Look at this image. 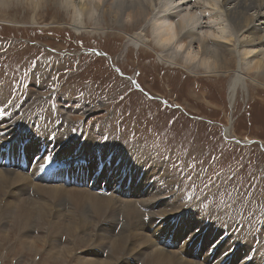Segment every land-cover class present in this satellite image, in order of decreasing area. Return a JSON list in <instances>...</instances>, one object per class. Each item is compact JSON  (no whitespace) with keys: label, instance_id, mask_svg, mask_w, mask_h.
I'll use <instances>...</instances> for the list:
<instances>
[{"label":"rangeland","instance_id":"obj_1","mask_svg":"<svg viewBox=\"0 0 264 264\" xmlns=\"http://www.w3.org/2000/svg\"><path fill=\"white\" fill-rule=\"evenodd\" d=\"M22 1L16 0L9 10L0 12V100L6 108L12 106V116L32 125L39 118V130L50 131V149H56L52 144L65 150L69 142L77 143L80 148L68 153L66 162L76 163L83 145L89 151L96 146L138 149L150 157L152 167H162L173 181V193L157 191L165 198L162 202L175 201L183 211H195L196 220L211 219L214 227L208 231L205 223L200 229L207 228L212 241L219 243L215 228L225 227L223 238L244 234V251L248 242L249 249L264 255V87L248 80L245 90L249 93L241 91L231 103L232 72L216 77L169 67L159 61V50L151 43L139 50L128 46L119 28L103 36L78 34L71 28L69 12L53 0L44 2L38 11ZM91 24L86 19V26ZM143 27L151 37V28ZM125 29L136 32L130 26ZM34 185V201H45L40 191L33 190ZM155 196L152 192L144 197ZM118 198L115 207L123 209L126 200ZM213 206L209 215L207 209ZM67 212L64 217L68 220ZM167 216L178 233L191 234L186 223L173 219V214ZM13 219L0 216V264L107 261L113 245L109 240L122 232L115 229L113 237L98 238L92 222L87 230L91 241L84 242L82 232L75 239L67 232L53 236L39 223L28 232L21 231ZM130 221L131 216L126 222ZM66 247L73 249L64 254ZM179 247L171 251H180ZM242 257L239 260L246 261ZM201 262L210 264L206 259Z\"/></svg>","mask_w":264,"mask_h":264},{"label":"bare ground","instance_id":"obj_2","mask_svg":"<svg viewBox=\"0 0 264 264\" xmlns=\"http://www.w3.org/2000/svg\"><path fill=\"white\" fill-rule=\"evenodd\" d=\"M15 1L0 0V12L9 10ZM25 1L31 5L33 11H38L44 2L47 4L50 0ZM53 1L63 11L69 12L73 21L71 28L78 34L87 32L103 36L110 29L119 28L126 36L128 46L137 50L148 48L151 43L150 36L146 33L147 28L143 25H148L152 30L155 21L174 20L186 7H198L194 0H178L172 9L173 13L165 16L163 8L169 5L170 0H72L76 5L75 9L65 6L68 0ZM207 2L215 3L219 11L209 9L206 5L200 7L201 24L186 33L183 39L189 40V50H201L198 40L200 30L211 29L214 34L222 36L221 40L208 41L202 47L204 57L208 55L209 44L218 49L212 69L202 70L199 62L185 64L183 58L174 55V50H159L157 57L169 67L183 68L191 73L202 72L217 77L227 76L232 72L228 98L234 103L241 91L248 92L245 90L249 84L248 80L264 87V0ZM86 19L92 22L89 27L86 26ZM204 20H214L215 23L205 24ZM32 21L36 22V17ZM127 26L136 32H124ZM2 96L0 95V98H3ZM2 101L0 100V143L3 142L0 144V171H3L0 172V216L14 218L15 222L21 225V231L28 232L39 223L42 230L46 227L53 236V233L62 232L60 234L63 235L67 232L74 238V235L82 232L80 235L85 242L92 238V235L87 233L92 222H95V237L98 238L112 236L115 229H122L121 235H113L114 240H109L113 245L108 251L107 261L85 260L82 264H202L201 261L205 259L209 260L210 264H264V255L259 250L253 252L249 249L248 242L245 245L248 250L244 251V234L237 237L233 234L227 239L223 238L226 228L216 227V237L219 240V243H216L211 240L213 234H208L210 227L215 225L209 222L211 219H208V222L207 217L196 220L195 211H183V206L175 205V201L162 202L165 198L157 191L168 195L173 193V181L162 167H152L150 157L144 156L138 149L94 146L95 148L89 151L86 148L88 146L83 145L78 151L77 162H66L64 158L68 153H76L75 150L80 148L77 143L69 142L64 145L67 147L65 150L61 149L60 145L52 144L56 149H50V131L39 130L40 126L36 123L39 118L33 125L31 121L20 122L12 116V106L8 109ZM60 134L62 135V132ZM13 138V142H8ZM32 183L36 184L33 190L40 191L46 198L45 201H34L33 196L36 197L37 194L31 191ZM152 192L156 193L153 199L144 197ZM98 194L105 196V199L97 196ZM115 197L126 200L123 209L115 207ZM169 197L172 200L173 196ZM159 208L162 211L159 212ZM66 210L68 220L64 217ZM168 214L175 215L177 218L173 219L178 222L186 223L187 229H192L191 234L178 233L173 226L174 222L167 221L171 219ZM130 216L131 221L127 223ZM180 216H183L182 219ZM186 216L187 219L184 218ZM53 219L56 220L52 221ZM205 223L208 225V231L207 228L204 231L200 229ZM178 246L180 251H171L172 247ZM184 247L187 248L185 253L182 251ZM71 248L63 249L64 254L69 253ZM96 256L98 257L97 254ZM240 257H246V261H240Z\"/></svg>","mask_w":264,"mask_h":264},{"label":"clouds","instance_id":"obj_3","mask_svg":"<svg viewBox=\"0 0 264 264\" xmlns=\"http://www.w3.org/2000/svg\"><path fill=\"white\" fill-rule=\"evenodd\" d=\"M198 7L188 6L174 20H157L151 30L150 42L153 48L158 50H174L177 58H183L185 64L200 63L202 70L210 71L215 64V57L218 49L212 45H208V55H202V47L208 41H218L222 39L221 35L214 34L211 29H203L198 32V40L201 50H189V40L183 39L186 33L197 28L202 22V13L200 7L205 6L209 9L219 11L217 5L207 0H194ZM178 0H170L168 6L163 8L165 16L172 14V9L176 6ZM68 9H75L76 5L72 0H68L65 5ZM131 15V13H130ZM207 23H215L214 20ZM191 39V38H189Z\"/></svg>","mask_w":264,"mask_h":264},{"label":"snow or ice","instance_id":"obj_4","mask_svg":"<svg viewBox=\"0 0 264 264\" xmlns=\"http://www.w3.org/2000/svg\"><path fill=\"white\" fill-rule=\"evenodd\" d=\"M206 187H208V185H205ZM216 195H218V192H217V194ZM207 197H205V199H206ZM180 202H183V197H181V201ZM215 201H214V205H215ZM214 206L213 207H210L209 209H207V212H208V214L209 215H211L213 212H214ZM227 210H228V206H226L224 209H223V211L224 212H227Z\"/></svg>","mask_w":264,"mask_h":264}]
</instances>
